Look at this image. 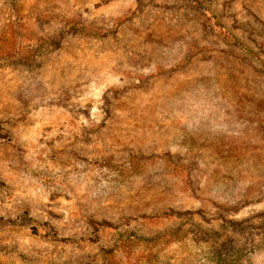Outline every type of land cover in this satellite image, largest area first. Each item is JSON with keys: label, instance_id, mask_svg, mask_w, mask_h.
<instances>
[{"label": "rangeland", "instance_id": "1", "mask_svg": "<svg viewBox=\"0 0 264 264\" xmlns=\"http://www.w3.org/2000/svg\"><path fill=\"white\" fill-rule=\"evenodd\" d=\"M0 264H264V0H0Z\"/></svg>", "mask_w": 264, "mask_h": 264}, {"label": "trees", "instance_id": "2", "mask_svg": "<svg viewBox=\"0 0 264 264\" xmlns=\"http://www.w3.org/2000/svg\"><path fill=\"white\" fill-rule=\"evenodd\" d=\"M225 34L227 35V37L230 39V41H231L234 45H236V46H240V47H243V48H244L243 44H242L237 38H235L232 34H229V33H227V32H225Z\"/></svg>", "mask_w": 264, "mask_h": 264}]
</instances>
